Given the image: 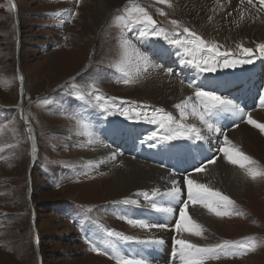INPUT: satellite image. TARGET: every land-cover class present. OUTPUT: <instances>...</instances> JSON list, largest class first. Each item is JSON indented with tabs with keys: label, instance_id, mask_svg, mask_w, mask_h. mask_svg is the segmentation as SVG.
Returning a JSON list of instances; mask_svg holds the SVG:
<instances>
[{
	"label": "rangeland",
	"instance_id": "1",
	"mask_svg": "<svg viewBox=\"0 0 264 264\" xmlns=\"http://www.w3.org/2000/svg\"><path fill=\"white\" fill-rule=\"evenodd\" d=\"M97 1L0 0V81H6V84L0 83V147L3 148L0 151V264H116L110 258L113 248L132 258L122 245L125 241L108 236V232L127 235L134 231L137 227L127 224L126 220L141 218L132 213V207L149 204L142 196L136 195L138 199H135L133 193L124 197L113 194L111 198L116 200H110L113 191L107 187L109 178L105 172L97 171L86 159L80 163V159L91 156L89 147L97 148L93 143H107L105 128L119 129L120 135L124 133L125 140L133 146L140 141L135 128L147 130L152 138L165 135L158 124L144 119L145 114L151 117L156 114L154 109H163L177 120L181 117L178 110L172 112L173 105L133 99L147 74L136 72L135 51L146 55L143 45L150 44L158 50L163 45L152 38L154 35L141 37L142 25H135L131 30L122 27L116 17L124 15V9L130 7L129 0L113 8L103 23L94 19L97 28H92L90 16L94 17ZM135 2L152 16L157 29H164L173 39L175 33L181 34L175 39H182L183 28L187 27L208 41L214 40L222 46L221 51L241 55L237 45L253 48V62L248 66L264 59L255 51L260 43L256 39L236 40L203 34L178 13L177 0ZM172 20L178 21L179 27L172 25ZM125 39L131 42V47L128 49L130 62L124 67L135 81L129 84L122 82L123 73L119 71L124 60L122 41ZM178 47L177 53L184 54V49ZM176 61L173 57L171 63ZM240 69L239 64L231 68L217 66L214 73H236ZM192 100L196 101L193 97ZM21 110L24 119L19 114ZM124 110H128L127 116L122 114ZM80 122L87 124L88 130L81 128ZM184 122L195 125L191 115ZM29 126L35 137L36 156L32 154ZM71 135L92 143L74 141ZM246 178L261 187L264 182V177L255 179L258 181ZM249 184L246 183L245 196L231 198L237 206L233 211L241 215L217 216L202 207L206 215L215 219L220 233L205 225L201 236L181 232L202 240L204 245L224 240L236 242L232 248L235 255L221 256L206 264H264V185L263 189L256 185L259 187L256 190L258 187ZM181 189L187 190L184 181ZM143 191L150 192L138 189L134 194ZM125 199L139 203L126 206L122 203ZM177 208L170 214L173 224L179 219ZM93 245L108 255H98L91 250ZM253 245L255 251L239 254ZM164 249L160 245L157 248L159 263L166 260ZM172 263L181 264V261L175 259Z\"/></svg>",
	"mask_w": 264,
	"mask_h": 264
},
{
	"label": "bare ground",
	"instance_id": "2",
	"mask_svg": "<svg viewBox=\"0 0 264 264\" xmlns=\"http://www.w3.org/2000/svg\"><path fill=\"white\" fill-rule=\"evenodd\" d=\"M177 1H179L178 13L182 17L189 19L190 22L198 29H200L203 34L212 33L218 37H229L236 40H243L244 38L251 40L256 39L257 41H260V43H264V12L257 13L256 9L248 6L246 2L241 3V0H220V5H217L216 0ZM126 2L127 0H98V6L94 17L90 16L91 27L97 28L95 21L98 20L99 22L103 23L113 8L125 4ZM241 12L244 13L243 20L240 19ZM210 17L211 19H209ZM173 57L178 60L175 62V64L173 63L175 66H178L179 64L180 68L188 69L193 76H197L199 74L198 76L200 77V79L206 81L204 73H201L192 65L184 62L188 60V56L186 57L182 51L181 53H177L176 47L173 44L165 42L162 48H160V50L157 52L156 57L153 60L151 59V62L158 67L155 69H149V71L145 75L146 79H144L142 83L138 85V89H136L137 91L135 95L136 98L133 99L141 102L144 101L147 103H153L155 105H173L174 107L175 103H180L182 100L190 97L189 95H191L190 93L192 91L182 82H180L178 77H176L172 72L173 68H171V60L173 59ZM169 63L171 64L170 67L168 66ZM169 70H171V74H169ZM253 75L254 74L251 73V76ZM151 99L152 101H150ZM245 100L246 98H243L241 100V105H244L243 102ZM247 101L249 103H252L251 99ZM133 102L135 103V101ZM191 103H195L194 100H192ZM191 103L189 105V111L191 109ZM24 105L25 104L22 103V109ZM257 106L258 102L256 101L251 115L253 119L257 120L260 123H264V109L256 110ZM175 110L178 109H172V112ZM19 114L22 117L23 110H21ZM236 116L239 118L238 121H236V117L234 114L221 112L216 118L221 126L224 125V127H226V135L228 139H230L234 144L238 145L244 153L256 159L261 165H264V133H261L259 129L254 128L247 122L244 124V117L239 115ZM193 118L195 126L200 128L201 134L204 135L206 139H209V134L215 133L209 132L208 129L203 126L198 119H196L195 117ZM136 126L139 125L137 124ZM146 131L147 130L144 131L143 128H135L134 130L140 140H143V138L146 137ZM104 134L105 137H107L112 142V144L106 145L104 143H98L99 145H95L97 143H93V145L97 148L91 149V147H89L88 152L91 154V156L83 159L81 158L80 163H85L86 159V161L88 160V162H90L93 167L97 168V171L105 172V174L109 178L107 181V187L112 188L113 191L109 197L110 200H116V198L112 199L111 197L113 194L118 193L120 194V197H124L133 193L135 199H138L136 194H134V192H136V190L138 189L151 191L154 188H159L164 192L166 191V189L169 190L172 187L173 180H175L177 184H179V176L173 174L169 175L167 171L157 167L156 165L150 164L147 161H141L139 158H132L126 154H122L119 150H122L123 145H119V147L117 145L122 143H130L131 151L137 152L138 147H140V143H138V146L136 144L132 146L131 142L125 140V134L122 133L120 135L119 129H116L114 126L108 129L105 128ZM71 138L74 141L82 142V144L86 145L92 143L91 141L86 140V138H81L75 135H71ZM146 138L148 139V137ZM222 139L224 141V137ZM113 154H115L114 158ZM220 155L222 156L218 160H216L215 163L209 164L206 167L205 173L202 176L200 175L198 182L208 185L213 190H219L221 193L229 196L230 198H233L234 200L238 198L240 199L241 196L246 193L245 190L248 187L246 183L248 182H250V186L255 185L253 186L254 188L258 187L256 185H259V187H261L260 184L251 182L249 179H247V175H244L241 168L227 163V161L223 158V153H221ZM202 179L204 181H201ZM263 185L261 187L262 189ZM259 187L256 188V190H258ZM252 192L253 190H251V193ZM257 193L255 191V194L259 195V192ZM255 194H253V196ZM180 199L182 200V197H180ZM161 203L163 206H171L175 210L178 209L177 207L180 208L182 206V204L178 201H170L167 198L161 201ZM91 204L92 203H90V205ZM132 208V213H134L137 217L139 216L140 218H142V220H144L145 222L153 224L164 223L167 225V227L151 229H141L137 227L134 231L128 233L127 235H132L134 239L131 241H125L122 245L129 252L131 257L143 259L145 261V264H170L171 262L169 261V258L171 256H174L171 253L175 254L174 259H178L180 261L178 254H176L175 252L176 246L173 243L174 238L189 239L194 243L204 246V242H202V240L200 241V239H197L194 236L184 233H177L175 231V224H173L169 218V216H171L170 214L157 212L152 209L150 205L146 204L144 206L138 207L133 206ZM187 211L189 215L199 224L205 225L207 228L220 233L215 219L209 217V215L207 216L206 212L202 210L201 207H199L198 205H196L195 207L190 205ZM159 239H162L164 243L153 244L146 242ZM159 245L162 248L165 247L164 251L167 254L166 260L164 259L165 262L162 261L163 263H159L157 261V248ZM150 258H153L154 262H151Z\"/></svg>",
	"mask_w": 264,
	"mask_h": 264
},
{
	"label": "snow or ice",
	"instance_id": "3",
	"mask_svg": "<svg viewBox=\"0 0 264 264\" xmlns=\"http://www.w3.org/2000/svg\"><path fill=\"white\" fill-rule=\"evenodd\" d=\"M159 2L167 3L168 0H159ZM241 3H245V0H241ZM129 4L130 7H126L124 9V15L116 17L122 27L131 30L135 25H142L143 27L139 33L141 37L148 36L149 34L154 36H163V38L168 40L170 44L182 47L184 49V54L191 57V59L184 62L192 65L201 73L215 72L217 66L231 68L236 67L238 64H251L253 62L252 57L255 54L253 48L244 47L243 44H239L237 47L239 48L240 54L247 57V59L229 58L234 56L231 51H221V45L215 42L209 43L205 41L201 36L187 27L183 28L184 39H173L164 29L156 28V21L153 20L152 16L143 7L136 3L135 0H129ZM216 4L220 5V0H216ZM246 4L251 8L256 9L257 13L264 12V0H246ZM257 5H259V7H257ZM169 6L171 5L169 4ZM160 14L163 15L164 13L161 12ZM209 19H211V17ZM240 19H244L243 12H241ZM171 24L179 27V22L176 20H172ZM129 47H131V42L126 39L123 40L122 49L124 50V60L121 62L119 71L123 73L122 82L124 84L135 82L132 75L126 71L124 67L125 63L130 62V57L128 55ZM255 51L259 52L261 57H264V43H259L256 46ZM135 59L136 72L138 74L147 73L150 68L155 69L158 67L150 61L148 56L139 53L138 51H135ZM169 74H171V70H169ZM19 79L22 81L23 77L21 76ZM0 83L6 84V81H0ZM189 87H192V85L189 84ZM194 96L197 101L196 103H191L192 97H188L180 103L174 105V107L179 110L181 117L180 120H177L171 113L164 112L163 109H154L156 114L151 117L145 114L144 119L149 123L158 124L165 132L163 139L167 141L180 139L190 140L193 138L196 140L206 139V137L201 134L200 128L196 127L194 124H186L184 122L189 115L198 119L209 132L220 133L221 129L216 127V125L211 121L213 117H217L221 112L232 113L234 115L245 117L248 124L259 129L261 133H264V123H260L253 119L250 113H245L244 109L234 103L231 99L222 98L215 93L202 91L199 88L195 90ZM80 98L83 99V96ZM97 99L99 100L100 98L97 97ZM190 103L191 109L189 111ZM104 110L108 111L107 108ZM122 114L127 116L128 110H124ZM136 115L139 116L140 113H136ZM80 126L85 130H88L89 127L83 122H80ZM0 131H2V129H0ZM27 131L29 133V139L32 140V154L35 155V137L31 135L33 130L29 126ZM90 134L91 133L89 132V135ZM223 144L224 147L220 150L222 151L223 158L227 161V163L238 166L245 172V175L249 176L253 180L258 177H264V165H261L256 159L244 153L238 145L228 139L227 135H224ZM2 150L3 148L0 147V151ZM114 156L115 154H113V158ZM208 163H215V160H209ZM205 170V165H201L195 169L197 173L204 172ZM184 184L187 187V199L180 201L182 206L179 208V219L175 223V231L177 233L187 232L194 236H201L203 232V226L195 221L187 211L190 205H199L217 216L242 214L239 211H233L235 201L229 196L221 193L219 190H213L208 185L200 183L196 179L187 176L184 178ZM181 191V187L175 180H173L172 187L167 191L162 192L159 188H154L150 192H138L136 195L142 196L155 211L165 214H173L175 209L171 206H163L161 201L165 198L170 201H178L181 196ZM122 203L126 205H135L138 204L139 201L135 199H125ZM127 223L133 227H139L141 229L167 227L164 223L153 224L145 222L142 219H128ZM108 236H118L123 241H131L134 239L133 236L123 235L111 231L108 232ZM146 242L153 244L164 243L162 239L150 240ZM173 243L176 246L175 252L178 254L181 264H206L209 260H219L221 256H232L236 254L232 251L236 242L230 240H224L219 244L201 246L189 239L174 238ZM91 250L96 252L98 255H108L107 251L102 250L100 247L95 245L92 246ZM249 251H255V246L253 245L239 254L244 255ZM112 252L113 255L110 258L114 259L116 264H145L143 259H137L135 257L129 258L128 256L121 255L115 250V248H113Z\"/></svg>",
	"mask_w": 264,
	"mask_h": 264
}]
</instances>
